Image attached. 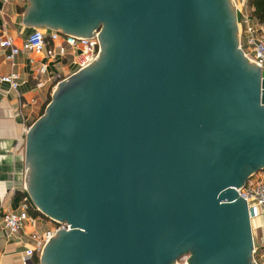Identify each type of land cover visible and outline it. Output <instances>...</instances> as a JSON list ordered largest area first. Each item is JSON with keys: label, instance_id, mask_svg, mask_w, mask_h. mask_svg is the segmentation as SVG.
I'll return each instance as SVG.
<instances>
[{"label": "water", "instance_id": "water-1", "mask_svg": "<svg viewBox=\"0 0 264 264\" xmlns=\"http://www.w3.org/2000/svg\"><path fill=\"white\" fill-rule=\"evenodd\" d=\"M98 54L24 140L36 209L65 221L39 264H257L238 192L264 168V70L232 0H27L22 21Z\"/></svg>", "mask_w": 264, "mask_h": 264}, {"label": "crops", "instance_id": "crops-1", "mask_svg": "<svg viewBox=\"0 0 264 264\" xmlns=\"http://www.w3.org/2000/svg\"><path fill=\"white\" fill-rule=\"evenodd\" d=\"M241 1L233 2L239 5ZM26 5L27 0H6L0 4V37L9 35L15 45H20L25 35L35 27L45 32L56 31L59 36L56 39L45 36V49H52L50 54L45 49H20L11 59H6L4 53L8 48L0 47V75L9 72L17 75L14 88L7 81L0 80V221L5 212L19 210L24 200L36 208L24 183L25 134L30 124L43 112L57 81L78 67V48L68 45L63 39L69 34L44 24L21 22ZM95 32L97 27H94ZM262 220L261 217L255 219L257 226L264 225ZM51 224L50 217L35 215L32 224L24 220L23 233L19 238L6 235L0 226V264H20V250L31 243L28 233L40 232ZM256 234L257 245L264 246V233ZM252 258L260 264V249Z\"/></svg>", "mask_w": 264, "mask_h": 264}, {"label": "built area", "instance_id": "built-area-1", "mask_svg": "<svg viewBox=\"0 0 264 264\" xmlns=\"http://www.w3.org/2000/svg\"><path fill=\"white\" fill-rule=\"evenodd\" d=\"M4 1L6 0H0V4ZM235 13L239 32L238 47L247 59L264 70V23L258 22L255 17L249 14L246 0H242L239 5H235ZM45 36L50 39H56L59 34L56 31L45 32L41 28L35 27L25 35L20 45H15L9 35L0 37V47L8 48L4 56L6 59H11L20 49L31 51L44 50ZM63 39L68 45L75 46L79 50L77 68L86 66L96 58L99 50L97 32L91 37L64 35ZM45 51L47 54H50L52 49L47 48ZM59 51L62 52V48H59ZM16 78L17 75L14 72L0 75V80L7 81L12 88L17 84ZM236 190L246 202L250 222L252 223L257 217H261L264 224V169L252 173L246 178L243 185ZM24 220H28L31 224L34 222V217L27 212L25 200L16 212L9 211L2 215L0 226L6 235L19 238L23 233L22 225ZM68 227L69 224L67 222L52 219L50 227L40 232H29L28 238L31 243L24 245L20 250V264H39L34 262V256L39 257L43 245L57 230L68 229ZM258 249H260L262 258L260 264H264V246H255L253 243L252 256ZM256 263L259 264L258 262Z\"/></svg>", "mask_w": 264, "mask_h": 264}, {"label": "trees", "instance_id": "trees-1", "mask_svg": "<svg viewBox=\"0 0 264 264\" xmlns=\"http://www.w3.org/2000/svg\"><path fill=\"white\" fill-rule=\"evenodd\" d=\"M246 4L248 7V12L250 15L256 18L258 22L264 23V0H246ZM50 96L47 98L49 100ZM46 101V102H47ZM43 111V110H42ZM41 111V112H42ZM26 202V209L27 212L32 215L45 216L42 212L37 210L36 208H32L27 201ZM34 262H39L38 256H34Z\"/></svg>", "mask_w": 264, "mask_h": 264}, {"label": "rangeland", "instance_id": "rangeland-1", "mask_svg": "<svg viewBox=\"0 0 264 264\" xmlns=\"http://www.w3.org/2000/svg\"><path fill=\"white\" fill-rule=\"evenodd\" d=\"M236 2V0H232V3H233V6H234V8H235V4L236 3H234V2ZM235 18H236V13H235ZM236 24H237V21H236ZM237 38H238V35H239V32H238V25H237ZM247 60H249V59H247ZM251 232H252V236H253V243H254V245L255 246H258L257 245V243L258 242H256L257 241V237H256V233H258V232H260V233H264V225H262V226H257V222L256 221H254V222H252L251 223ZM189 255V251H186V252H184L183 254H181V255H179L178 257H176L175 258V263H184V264H186V262H185V258L187 257Z\"/></svg>", "mask_w": 264, "mask_h": 264}]
</instances>
